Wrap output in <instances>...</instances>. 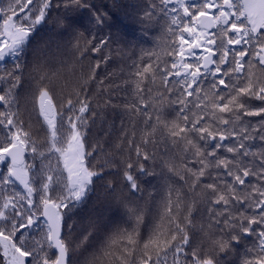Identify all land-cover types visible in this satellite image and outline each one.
Masks as SVG:
<instances>
[{
    "label": "snow or ice",
    "instance_id": "1",
    "mask_svg": "<svg viewBox=\"0 0 264 264\" xmlns=\"http://www.w3.org/2000/svg\"><path fill=\"white\" fill-rule=\"evenodd\" d=\"M103 7L0 6V264H79L102 227L86 264H264V75L252 71L264 72V0ZM120 13L139 25L132 39L111 31ZM158 27L167 42L132 60L130 128L109 150L93 129L122 89L101 66ZM45 29L56 38L36 46ZM98 182L119 221L75 220Z\"/></svg>",
    "mask_w": 264,
    "mask_h": 264
},
{
    "label": "trees",
    "instance_id": "2",
    "mask_svg": "<svg viewBox=\"0 0 264 264\" xmlns=\"http://www.w3.org/2000/svg\"><path fill=\"white\" fill-rule=\"evenodd\" d=\"M54 2H59V0H54ZM90 3H93L100 7L101 11H105L106 9L103 7L104 5H111L112 0H89ZM127 3H134L135 0H125ZM8 0H0V6H7ZM128 11H131L129 9ZM55 12L53 16H55ZM112 25L111 31L117 32L119 31L122 35H126L128 39H132L134 36L138 35L137 29L139 25L135 24L134 20L131 17H125L123 13L119 15L113 16L112 19L109 21ZM52 26L49 25V28ZM105 31H108L106 29ZM155 39L149 38L148 40H140L135 47L126 48V56L121 57L117 55H113L112 61L106 65L101 66L100 69V77L103 78L107 76L109 73L114 74V81L116 83H121V91L117 92L113 97L114 105L116 107H109L104 109L103 111V120H98L96 127L93 129V133L95 137L101 138L103 141H106V148L111 150L112 145L117 140L119 136V130L122 126L126 128H130L129 118L124 113V105L126 103H130L133 97V89L131 87V81H129V86L125 87L122 84V80L129 79V73L134 71L131 67L132 60L136 59L141 54V49H153L155 48L156 51L162 52L163 46L166 44V38L163 34L162 29L159 27L155 32ZM55 39V32H50L48 29H45L40 33L37 37L35 44L36 46L43 45L44 41L48 40L49 38ZM160 45L161 47H156ZM127 56H131L132 59H128ZM96 54H93L92 62H95ZM165 59L166 57H161ZM253 74L255 76H262L264 72L261 71L259 66H256L252 69ZM27 78V77H26ZM29 95V88L27 84L25 88L21 92V104L22 106L25 105L26 98ZM27 107H31V103L28 102ZM138 127H142V124H139ZM105 133H110L109 135H105ZM225 155H230L224 153ZM106 179H111V177H106ZM148 181L147 183L143 184V187L146 189L147 192H154L152 188L153 184H156L157 181L152 178H146ZM110 197H106L104 193V188L102 186V182H98L96 186V190L90 194V198L85 206L77 210V214L75 216V220H78L82 223H87L89 219H96L97 217L103 216L104 222L107 223L108 219L111 218L113 222L119 221V214L113 210H109L108 208V201ZM115 206L113 205V208ZM155 211V209H153ZM111 225L109 224V227ZM124 226V225H122ZM141 235L145 238L148 235V229L144 226L140 228ZM106 229L101 228L95 238H93L88 244L85 245L86 251L78 250L76 253V259L79 261V264H86L90 262L94 254H99L101 249V244L105 238ZM101 264H110V258L105 257ZM236 264H239V261H236Z\"/></svg>",
    "mask_w": 264,
    "mask_h": 264
}]
</instances>
